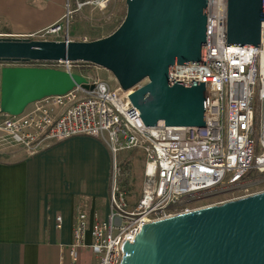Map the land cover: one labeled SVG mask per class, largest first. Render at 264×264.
I'll list each match as a JSON object with an SVG mask.
<instances>
[{"label": "built area", "instance_id": "built-area-1", "mask_svg": "<svg viewBox=\"0 0 264 264\" xmlns=\"http://www.w3.org/2000/svg\"><path fill=\"white\" fill-rule=\"evenodd\" d=\"M111 1L67 0L58 21L27 37L70 40L74 13L87 6L104 8ZM227 21L228 0H208L206 64H173L169 70L173 76L169 80H205L204 127L146 126L129 98L133 89L111 87L81 72L80 68L94 65L89 62L3 63L78 72L94 84L93 89L78 86L66 95L46 97L19 115L4 113L0 107V131L30 153L80 135L99 139L111 153L109 217L90 225L86 213L77 214L73 259L79 249L88 248L98 264H120L123 242H133L145 223L261 192L250 189L261 180L256 174L264 175V20L260 46L227 45ZM148 82L145 78L134 89ZM134 151L144 155V181L132 204L124 184ZM209 195L226 198L200 204Z\"/></svg>", "mask_w": 264, "mask_h": 264}, {"label": "water", "instance_id": "water-1", "mask_svg": "<svg viewBox=\"0 0 264 264\" xmlns=\"http://www.w3.org/2000/svg\"><path fill=\"white\" fill-rule=\"evenodd\" d=\"M127 14L95 40L0 37V63L72 60L106 68L146 126H205V80H169L173 64H206L208 0H127ZM264 0H228L227 45L260 46ZM145 78L149 82L134 87ZM93 89L86 76L53 67L4 65L2 112ZM120 264H264V191L145 223L126 239Z\"/></svg>", "mask_w": 264, "mask_h": 264}, {"label": "crops", "instance_id": "crops-1", "mask_svg": "<svg viewBox=\"0 0 264 264\" xmlns=\"http://www.w3.org/2000/svg\"><path fill=\"white\" fill-rule=\"evenodd\" d=\"M66 1L0 0V36L40 31L62 17ZM111 167L107 146L81 135L0 159V264H98L96 256L85 262L90 249H79L76 259L70 249L79 212L90 225L97 215L108 219Z\"/></svg>", "mask_w": 264, "mask_h": 264}, {"label": "rangeland", "instance_id": "rangeland-1", "mask_svg": "<svg viewBox=\"0 0 264 264\" xmlns=\"http://www.w3.org/2000/svg\"><path fill=\"white\" fill-rule=\"evenodd\" d=\"M127 14V4L120 1H111L106 7L87 6L80 12L74 13L70 19L69 37L71 40H95L106 37L112 34L123 22ZM4 37V36H0ZM49 40H61L56 37H50ZM81 72L88 74L95 79H101L108 82L111 87H116L118 84L116 78L106 68L101 66H85L80 68ZM79 71V72H80ZM28 152L24 147L14 144L9 140L4 132L0 131V159L7 158L15 160L26 156ZM128 153H122V156ZM131 162L126 168V185L124 184L129 201L134 204L140 197L143 186V170H144V155L140 151H134L130 155ZM257 178H261L258 183L251 185L250 192H258L264 190V175L256 174ZM240 195L244 193H239ZM229 197V196H228ZM227 197V198H228ZM226 196L209 195L200 200V204H213ZM104 212V211H103ZM102 216L97 215L95 220L102 219ZM90 239H88V243ZM86 263L96 262L95 255L90 250L84 254Z\"/></svg>", "mask_w": 264, "mask_h": 264}, {"label": "trees", "instance_id": "trees-1", "mask_svg": "<svg viewBox=\"0 0 264 264\" xmlns=\"http://www.w3.org/2000/svg\"><path fill=\"white\" fill-rule=\"evenodd\" d=\"M127 182H125V185H126Z\"/></svg>", "mask_w": 264, "mask_h": 264}]
</instances>
